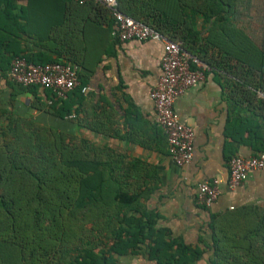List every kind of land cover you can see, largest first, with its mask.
Returning a JSON list of instances; mask_svg holds the SVG:
<instances>
[{"label":"trees","instance_id":"obj_1","mask_svg":"<svg viewBox=\"0 0 264 264\" xmlns=\"http://www.w3.org/2000/svg\"><path fill=\"white\" fill-rule=\"evenodd\" d=\"M115 1L124 16L180 43L184 52L211 71L231 75L240 105H264L257 96H264V9L258 46L238 25V10L245 0ZM58 3L77 14L81 45L74 51L80 60L58 53L51 43L65 25L64 18L58 23ZM65 4L0 0V82L11 90L9 110L0 107V264H115L113 256L125 255H146L156 264L199 262V251L158 225L160 216L146 206V192L127 181L131 176L120 175L118 156L74 135L73 121L67 118L84 106L82 88L105 52L102 36L115 40L114 20L93 1L74 3L73 9ZM39 7L46 8L45 25L33 30ZM91 29L93 46L87 43ZM15 57L32 65L75 67L79 86L65 99H57L38 86L19 85L8 76ZM24 93L35 98L29 109L48 115L47 120L26 117L27 110H20L17 98ZM103 115L96 106L93 123H75L82 128L81 122H87L85 129L105 135L95 122ZM253 125L258 126L239 119L238 141L244 142V132L249 139L259 137ZM138 164L143 166L134 160L131 167ZM210 220L214 251L207 264H264V211L244 207Z\"/></svg>","mask_w":264,"mask_h":264},{"label":"crops","instance_id":"obj_2","mask_svg":"<svg viewBox=\"0 0 264 264\" xmlns=\"http://www.w3.org/2000/svg\"><path fill=\"white\" fill-rule=\"evenodd\" d=\"M65 1V5L73 9V1ZM72 11H65L58 3V23L64 18L65 25L61 34L58 28V39L51 43L58 48V53L73 54L80 60L74 51L81 45L77 33L79 20ZM45 13L46 8L36 9L37 18L33 16L31 25L33 30H40L45 25ZM87 35V43L93 46L95 34L92 29ZM115 40L102 36L105 52L91 74L87 75L84 111L82 107L78 115L72 114L67 118L73 121L71 129L88 145L105 151L108 149L114 154L112 157L117 155L120 175L131 176L127 181H134L146 192V206L160 216L158 225L169 229L172 237L202 254L201 260L195 264H207L214 251L209 228L212 216L220 217L244 207L264 211V169L252 172L241 186L231 190L227 164L232 155L248 158L264 154V105L249 108L240 105L237 89L232 86L234 78L224 72L207 71L204 81L189 88L173 104L180 121L194 132L192 161L178 168L168 157L165 136L160 129L157 130L154 104L149 98V92L161 75L162 45L151 41L121 43ZM92 59L91 50V57H87L90 67ZM10 96L11 90L1 81L0 107L9 110ZM257 96L264 102L260 93ZM34 101L29 93L17 98L20 110H27L26 117L47 120L48 115L29 109ZM96 106L104 111V115L95 122L102 125L105 135L94 134L84 128L87 122L93 123L91 114ZM239 119L257 124L252 128L259 137L249 139L244 132L241 137L244 142L238 141ZM76 120L87 122H81L80 128ZM246 139L249 140L245 143ZM134 160L143 166L131 167ZM213 180L218 182V197L206 209L196 203V187L199 183ZM112 259L115 264H156L146 255L113 256Z\"/></svg>","mask_w":264,"mask_h":264},{"label":"built area","instance_id":"obj_3","mask_svg":"<svg viewBox=\"0 0 264 264\" xmlns=\"http://www.w3.org/2000/svg\"><path fill=\"white\" fill-rule=\"evenodd\" d=\"M72 1L80 6L93 1L108 10L114 20L111 36L121 43L151 41L162 45L161 75L149 92V98L154 104L155 122L165 136L170 161L178 168L189 165L193 157L194 132L190 126L180 121L174 112L173 104L189 88L204 81L205 73L211 69L184 52L180 43L169 41L153 28L118 12L115 0ZM8 76L13 82L24 87L38 86L48 90L57 99H65L68 93L79 86L75 67L61 63L32 65L22 57L12 60ZM86 91L87 87H83L82 93ZM227 164L228 186L233 190L241 186L252 172L264 169V154L248 158L234 156ZM217 197L216 180L197 185L195 200L201 207L210 208Z\"/></svg>","mask_w":264,"mask_h":264},{"label":"rangeland","instance_id":"obj_4","mask_svg":"<svg viewBox=\"0 0 264 264\" xmlns=\"http://www.w3.org/2000/svg\"><path fill=\"white\" fill-rule=\"evenodd\" d=\"M264 0H245L238 10V25L253 40L260 45L262 36V18Z\"/></svg>","mask_w":264,"mask_h":264}]
</instances>
